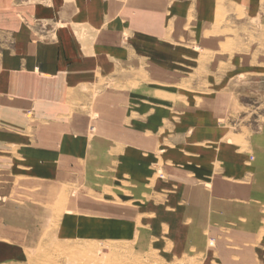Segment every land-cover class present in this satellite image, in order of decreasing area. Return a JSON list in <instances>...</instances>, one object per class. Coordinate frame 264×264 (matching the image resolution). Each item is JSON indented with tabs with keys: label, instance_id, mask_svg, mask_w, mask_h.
I'll list each match as a JSON object with an SVG mask.
<instances>
[{
	"label": "crops",
	"instance_id": "obj_1",
	"mask_svg": "<svg viewBox=\"0 0 264 264\" xmlns=\"http://www.w3.org/2000/svg\"><path fill=\"white\" fill-rule=\"evenodd\" d=\"M250 16L264 0H0V259L50 226L147 249L164 225L180 250H205L203 226L250 241L257 194L218 98L264 70Z\"/></svg>",
	"mask_w": 264,
	"mask_h": 264
},
{
	"label": "rangeland",
	"instance_id": "obj_2",
	"mask_svg": "<svg viewBox=\"0 0 264 264\" xmlns=\"http://www.w3.org/2000/svg\"><path fill=\"white\" fill-rule=\"evenodd\" d=\"M242 20L243 16L239 15L235 22ZM249 22L251 28L261 29L264 18L250 16ZM227 34L229 39L232 36L237 39L242 32L235 30ZM248 35L253 45L258 42L264 44V34L251 30L249 34L246 32V38ZM221 51L225 52V49ZM251 68L261 70L264 65L255 63ZM256 73L257 75H252V72L250 74L249 95L241 94V78L235 79L232 95H221L219 92L222 89L218 90V98L234 106L233 111L228 113L232 121L228 123L224 117L219 119V125L224 129L228 128L225 137L227 136L231 147L247 154L250 172L245 178V183L254 187L257 194L255 202L251 205L256 207L254 213L258 226L250 241L238 243L233 239V229H236V226L231 225L225 226L224 230L220 226H212L218 231L212 241L210 226H203L205 250H199L192 242L185 246V250H180L176 237H173L169 227L164 225L162 234L150 238L147 249L142 248L138 241L56 242L51 239L54 226H50L45 239L32 245L30 249L10 244L9 256L5 261L0 259V264H264V70ZM204 97L205 95L196 97V102L201 104ZM14 156H17L16 150ZM216 165L217 170L221 172L224 164L220 159H217ZM56 211L60 212V209ZM238 223H247V218L239 219Z\"/></svg>",
	"mask_w": 264,
	"mask_h": 264
}]
</instances>
